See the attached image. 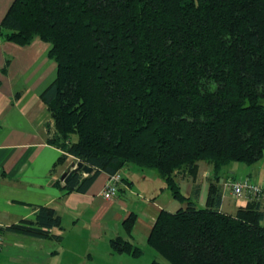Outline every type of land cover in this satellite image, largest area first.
<instances>
[{"label":"trees","instance_id":"trees-1","mask_svg":"<svg viewBox=\"0 0 264 264\" xmlns=\"http://www.w3.org/2000/svg\"><path fill=\"white\" fill-rule=\"evenodd\" d=\"M0 36L19 47L51 46L57 77L41 95L54 122L49 142L63 151L61 163L71 156L94 168L65 190L85 193L100 173L128 164L155 170L187 205L160 213L148 239L158 256L169 264H264L261 203L225 214L212 183L200 209L176 182L200 161L219 181L227 166L264 158V0H15ZM135 220L124 222L130 235ZM35 225L8 230L51 239L61 217L40 207ZM111 245L143 254L120 238Z\"/></svg>","mask_w":264,"mask_h":264},{"label":"crops","instance_id":"crops-1","mask_svg":"<svg viewBox=\"0 0 264 264\" xmlns=\"http://www.w3.org/2000/svg\"><path fill=\"white\" fill-rule=\"evenodd\" d=\"M14 1L0 0V24ZM50 49L40 40L19 47L0 36V264L134 262L141 257L114 252L112 241L120 238L139 249L145 243L149 247L148 239L160 213H175L187 205L173 198L156 171L133 164L122 170L120 195L114 199L102 195L109 179L105 172L85 193L64 189L62 176L77 159L70 156L61 163L63 151L49 142L54 122L41 95L57 77ZM263 160L240 168L252 182L264 187ZM238 168L227 166L217 181L213 165L200 161L195 171L187 168L177 172L176 182L200 209L206 208L210 185L217 184L222 189L220 210L236 215L250 201L235 198L223 183L236 179L232 170ZM40 207L53 209L61 217V226L49 229L54 238L8 230L35 225ZM132 215L136 220L130 235L124 222Z\"/></svg>","mask_w":264,"mask_h":264},{"label":"built area","instance_id":"built-area-1","mask_svg":"<svg viewBox=\"0 0 264 264\" xmlns=\"http://www.w3.org/2000/svg\"><path fill=\"white\" fill-rule=\"evenodd\" d=\"M123 182L122 170L109 175V179L103 190V197L107 200L114 199L120 195V185ZM223 188L237 198L261 203L264 209V187L254 183L249 178L233 179L223 183ZM1 240V236H0Z\"/></svg>","mask_w":264,"mask_h":264},{"label":"rangeland","instance_id":"rangeland-1","mask_svg":"<svg viewBox=\"0 0 264 264\" xmlns=\"http://www.w3.org/2000/svg\"><path fill=\"white\" fill-rule=\"evenodd\" d=\"M263 105H264V101H263ZM72 161L78 162L77 160H72ZM230 167H239L238 170H236V171L232 170V172H234V175L236 176V179L248 178L246 176L247 173L243 172V170L240 167L245 169V168H248L250 166L245 165V164H241V163H233L230 165ZM227 171L229 172V171H231V169L228 170V168H227ZM227 204L231 206L230 202H228ZM226 212L230 213L231 211H230V209H227ZM140 248L143 252V254H142L143 256L141 255L140 256L141 258H137L136 260H133L134 262H132L131 260H128V261H126V264H151L154 260H157V259L163 264H169L165 259H163L161 256H158L151 248H149L146 245V243L141 245ZM129 259H131V258H129Z\"/></svg>","mask_w":264,"mask_h":264},{"label":"water","instance_id":"water-1","mask_svg":"<svg viewBox=\"0 0 264 264\" xmlns=\"http://www.w3.org/2000/svg\"><path fill=\"white\" fill-rule=\"evenodd\" d=\"M94 172V168L90 167L88 165H85L84 163L78 161L73 162L69 165L67 171L62 176V181L67 184L70 179L79 173H84L85 175H90Z\"/></svg>","mask_w":264,"mask_h":264}]
</instances>
